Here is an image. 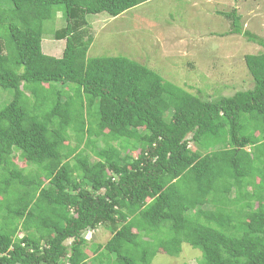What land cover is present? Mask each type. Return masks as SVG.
I'll return each instance as SVG.
<instances>
[{
  "label": "trees",
  "instance_id": "1",
  "mask_svg": "<svg viewBox=\"0 0 264 264\" xmlns=\"http://www.w3.org/2000/svg\"><path fill=\"white\" fill-rule=\"evenodd\" d=\"M149 1L0 0V264H151L183 244L197 264H264V52L243 56L252 88L216 100L88 56L87 16ZM216 14L264 50L236 9Z\"/></svg>",
  "mask_w": 264,
  "mask_h": 264
},
{
  "label": "rangeland",
  "instance_id": "2",
  "mask_svg": "<svg viewBox=\"0 0 264 264\" xmlns=\"http://www.w3.org/2000/svg\"><path fill=\"white\" fill-rule=\"evenodd\" d=\"M233 9L244 30L264 37V0H151L116 18L105 13L87 16L92 36L88 56L130 59L204 100L230 96L252 88L243 56L264 52L242 35L229 34V21L216 12ZM64 25L60 14L54 24L45 23V55L61 57L65 42L54 40L53 34ZM9 98L0 90V109ZM13 161L24 167L22 160ZM84 237L89 244H104L111 234L100 226ZM89 248L86 253L92 257ZM201 258L199 250L183 244L178 256L158 254L151 264H197Z\"/></svg>",
  "mask_w": 264,
  "mask_h": 264
}]
</instances>
